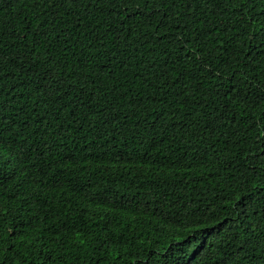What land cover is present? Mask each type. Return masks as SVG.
I'll return each mask as SVG.
<instances>
[{
  "label": "trees",
  "instance_id": "1",
  "mask_svg": "<svg viewBox=\"0 0 264 264\" xmlns=\"http://www.w3.org/2000/svg\"><path fill=\"white\" fill-rule=\"evenodd\" d=\"M0 264H264V0H0Z\"/></svg>",
  "mask_w": 264,
  "mask_h": 264
}]
</instances>
